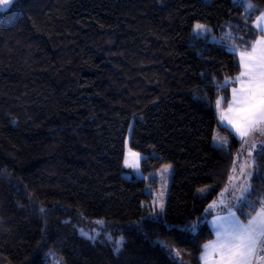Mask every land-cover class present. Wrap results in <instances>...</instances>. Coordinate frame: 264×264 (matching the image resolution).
Here are the masks:
<instances>
[{
    "label": "trees",
    "instance_id": "1",
    "mask_svg": "<svg viewBox=\"0 0 264 264\" xmlns=\"http://www.w3.org/2000/svg\"><path fill=\"white\" fill-rule=\"evenodd\" d=\"M251 1V18L234 0H14L0 14V264H203L210 206L243 145L217 100L231 101L242 69L238 51L193 29L247 27L229 42L249 50L264 12ZM218 127L229 148L214 145ZM262 148L250 147L244 221L264 206ZM165 164L168 205L153 215L147 179ZM96 220L124 236L119 253L81 234Z\"/></svg>",
    "mask_w": 264,
    "mask_h": 264
},
{
    "label": "snow or ice",
    "instance_id": "2",
    "mask_svg": "<svg viewBox=\"0 0 264 264\" xmlns=\"http://www.w3.org/2000/svg\"><path fill=\"white\" fill-rule=\"evenodd\" d=\"M234 3L244 6L245 14L248 18H251L257 11L256 6L250 0H234ZM9 10V8H0V14ZM257 19L258 22L264 20V12ZM261 31H264V28ZM193 32L197 36H203L210 33V30L205 25L196 24ZM229 37L230 34L225 38H221V42ZM230 51L235 53L237 49L232 46ZM240 67L242 71L235 80L239 81L242 86L240 89H232L233 100L229 104V109L232 110L233 106H235V113L234 118L229 119V123L232 124L241 137H245L253 131L259 132L264 136V37L257 39L251 44L250 52L244 51L240 53ZM230 82V80H226L224 87H227ZM219 106L220 100H217V107L219 108ZM216 140L217 138L214 137V141ZM226 143L227 141H223L220 146L222 147ZM261 154H264V148H262ZM240 172L246 177L252 175V173H245L243 165L240 168ZM240 190L242 193L240 200L244 202L246 194L251 192V185L247 184V179L245 184L240 186ZM261 203L264 205V202ZM160 210L162 213L163 205L160 206ZM253 210L255 211V209ZM43 211L41 209V212ZM231 215L232 219L229 221V227L223 228L222 225L217 227L215 229L216 240L204 245L202 260H207L210 247L213 252L219 254V260L216 264H252L254 254H264V207L257 212L256 216L247 219V223H242L234 214ZM97 223L101 222L98 221ZM184 230L195 233L197 225H186ZM81 234L93 242L97 239V235H90L83 230H81ZM107 239L114 244V252L119 253L123 249L125 244L123 237L112 241V237L109 235ZM164 247H167V245L164 244ZM261 259H264V255H261ZM56 264H63L62 258L58 259Z\"/></svg>",
    "mask_w": 264,
    "mask_h": 264
},
{
    "label": "rangeland",
    "instance_id": "3",
    "mask_svg": "<svg viewBox=\"0 0 264 264\" xmlns=\"http://www.w3.org/2000/svg\"><path fill=\"white\" fill-rule=\"evenodd\" d=\"M250 2L253 4V2L251 0H250ZM12 3H13V0H0V8H8ZM257 18L252 22V25H253V27L255 26L254 28H256L258 31H261V29L264 28V20H261L258 22ZM196 24L205 25L207 27V29L210 30V33H207L203 36H197L196 34H194L196 37H210L214 41L221 42V38H225L226 36H228V34L235 36L234 34H232L230 32L232 26H230L229 24L227 25V32H225L226 31V27H225L224 29H222L221 34L219 36H217L218 34L215 32V30L212 26H209V25H206L203 23H196ZM250 24L251 23H249L248 25H250ZM258 24H259V26H258ZM253 27L251 26V30L253 32H255V34H257L256 30ZM240 30L241 29H239V31ZM248 36H249L248 30L246 27L245 32H243V33L241 32L240 35L235 36V37L238 38L240 41L243 40V42H245V40L248 39ZM262 37H264V34H263V36L261 34L259 36H257L252 41V43H254L257 39H260ZM229 39H230V37L227 39H224L223 42H221V43H224V44L228 45L229 47L234 46L237 49L239 56H240L241 52H244V51L250 52V49L249 50H247V49L241 50L242 48H240L239 46L236 47V45H238V44H236V42H229ZM242 79H246V78H242ZM240 88L241 87H239V89ZM231 102L232 101H230L226 105L225 104L226 100L223 97L220 99V106H219L220 116H219V118H220V120L222 119L221 121L226 122L229 130L232 131L237 136V138L243 140V145H242V148L240 149V152H239V155H238V158H237V161H236V164H235L229 185L222 191L220 196L210 206V209H212L216 212L224 211V210L228 211L229 209H233V207H236L237 205L240 204V202H241L240 197L242 195L241 190H240V186L242 184H245L246 179H247V184L251 185L250 184V178L252 176L251 175L249 177H246L245 175H242L240 172V168L243 165L244 169H245V173H252L253 165L255 163L256 157H255V155H253V151L250 149V147L254 143L259 142V141L264 139V136H262L259 132H255V131L250 132L245 137H241L236 132V130H235V128H233L232 124L229 123V119L234 118V113H235V106H233L232 110L227 109ZM214 137L217 138V140L214 141V145L216 147L229 148V146L231 144V138L227 133H224L219 127L216 129ZM223 141H227V143L223 144V146L221 147L220 144ZM249 153H251V155H249ZM173 169L174 168H173L172 164H165L160 169L152 171L148 175L146 191H147V193L153 195V198H152V202L150 204H144V205L150 206L152 208L151 213L153 215H158V214L163 215L166 212L167 205H168V199H169V192H170V187H171V182H172V176H173ZM209 190H210V187H205L203 189L204 192H208ZM161 205H163V212L162 213L160 210ZM223 214H225V215H223ZM223 214L219 213V215L217 217L215 216V217L210 219V225H211L215 235H216L215 229L217 227H220L221 225L223 226V228L229 227V221L232 219V215L227 214L226 212ZM98 221H100L101 223H97ZM106 227H108V226L105 223V221L96 220L95 228H91L86 232L89 233L90 235H97V238H104L105 240H108L107 236H109V235L112 237V241L118 240V239H120V237L124 238V236L122 234H116L113 230L112 231L105 230ZM124 240H125V238H124ZM261 255H264V254H261V253L254 254V256L252 258V264H264V259H261ZM218 260H219V254L216 252H213L211 247H210L206 262H217Z\"/></svg>",
    "mask_w": 264,
    "mask_h": 264
},
{
    "label": "crops",
    "instance_id": "4",
    "mask_svg": "<svg viewBox=\"0 0 264 264\" xmlns=\"http://www.w3.org/2000/svg\"><path fill=\"white\" fill-rule=\"evenodd\" d=\"M263 34H264V31H262V36H263ZM250 51H251V49H250ZM237 82V85L236 86H234V88H236V89H239V87H241L242 85H241V83L239 82V81H236ZM233 100V92H232V98H231V101ZM217 109H218V115L220 116V114H219V108L217 107ZM227 109H229V106H228V108ZM220 119V118H219ZM222 120V119H221ZM220 120V123L224 126V127H226V128H228V125L226 124V122L225 121H221ZM229 129V128H228ZM238 206V205H237ZM237 206L236 207H233V209H229L228 211H225L227 214H234L235 215V217H238L239 218V220L242 222V223H247V221H244L241 217H240V215L238 214V211H237ZM261 210V208L257 211V212H259ZM225 212H216L215 214H214V216L213 217H217L218 215H219V213L220 214H223V213H225ZM257 212H256V214H257ZM256 214L254 215V216H256ZM223 215H225V214H223ZM212 217V218H213ZM215 239H216V235L214 236V239L213 240H211L210 242H213V241H215ZM210 242H208L207 244H210ZM204 253V252H203ZM203 261V264H216V262H206L205 260H202Z\"/></svg>",
    "mask_w": 264,
    "mask_h": 264
}]
</instances>
